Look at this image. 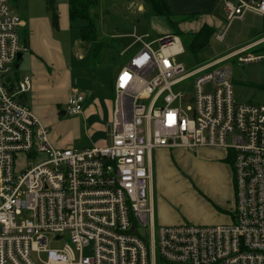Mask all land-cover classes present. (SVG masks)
I'll return each mask as SVG.
<instances>
[{
	"label": "built area",
	"instance_id": "1",
	"mask_svg": "<svg viewBox=\"0 0 264 264\" xmlns=\"http://www.w3.org/2000/svg\"><path fill=\"white\" fill-rule=\"evenodd\" d=\"M220 1L228 20L220 41L234 19L264 18V0ZM26 24L0 0V264H264V88L257 101H237L226 63L263 61L264 36L188 68L181 36L148 41L135 31L113 84L109 141L55 147L22 101L34 85L18 76ZM85 101L74 89L66 114L82 113ZM208 147L234 158V219L157 227L154 151ZM49 235L70 242L48 249Z\"/></svg>",
	"mask_w": 264,
	"mask_h": 264
},
{
	"label": "rangeland",
	"instance_id": "2",
	"mask_svg": "<svg viewBox=\"0 0 264 264\" xmlns=\"http://www.w3.org/2000/svg\"><path fill=\"white\" fill-rule=\"evenodd\" d=\"M138 1L147 2V0ZM183 1H176V14L173 13V18L181 20V27L186 33L198 30L204 23L214 25L217 33L227 27L228 20L220 0L213 2L206 10L194 8L196 12L192 16L178 10V6H184ZM201 1L190 0V3L192 6L194 4L198 6ZM11 6L22 18L26 20L35 18L37 23L40 22L45 39L51 41L52 34L53 37L61 40L66 67L72 70L71 85L86 94L83 112L66 115L60 114L61 109H58L56 104L52 105L53 100L60 101L63 98L44 99L41 105L38 104L39 98L37 103L32 93L23 96V103L31 108L35 116L49 130V139L55 147H61L64 144L65 146L67 144V146L88 147L107 140L114 111L111 86L117 72L127 61L129 55V53L121 55V51L134 42L133 33L135 31L138 34L148 33L149 37L145 38L148 41L160 38L167 33L174 34V29L164 17H158L160 20L155 21L157 26H153L151 17L145 26L134 22L141 13L149 9L148 7L139 8L137 4H132L128 0H98V4L89 8V11L98 16L99 41L103 44V48L99 55H95L92 44L88 43L87 50L83 51L82 57H79L77 49L74 48V42L80 35V26L86 24L85 20L77 19L71 30L59 31L54 25L52 13L47 9L46 0H19L18 3L11 2ZM57 6L59 16L63 19L67 17L68 0H57ZM134 25L138 27L135 28ZM262 36H264V18L248 12L243 19L233 20L225 40H218L214 34L206 49L197 55L185 51L178 58L188 68L198 67ZM45 39L42 38L43 43ZM140 46L137 44L130 52ZM154 46L159 47V42H156ZM39 52L42 55L40 49ZM28 60L29 54L25 52L18 71L20 70L22 77L31 74L35 82ZM51 60L46 61L49 66L47 74L50 77L63 68V65L60 66L59 63L57 65ZM226 63L232 69L237 101H257L263 97L264 60L242 63L238 57H233ZM44 81L52 83L49 80ZM49 88H44V90L52 93L56 91L55 88L54 90ZM37 92L39 93V90ZM89 106H93V112L87 115L86 110ZM62 109H66L65 101ZM224 156H228L227 153L219 149H207L197 154L186 150V153L176 155V160L170 157L164 161L158 151H154L153 185L157 227L166 225L163 221L165 212L169 217L176 216V222L179 223H218L220 221L217 219L231 215V208L228 207H231L234 201L233 189L230 181V167L227 162L221 161ZM222 207H226L225 210ZM66 242H70L68 236L63 240H56L49 235L46 248H63ZM41 256L44 261H47V253H42Z\"/></svg>",
	"mask_w": 264,
	"mask_h": 264
},
{
	"label": "crops",
	"instance_id": "3",
	"mask_svg": "<svg viewBox=\"0 0 264 264\" xmlns=\"http://www.w3.org/2000/svg\"><path fill=\"white\" fill-rule=\"evenodd\" d=\"M130 1L132 4H137L139 6V8H144L146 9L147 7H149V5L147 4V2L141 1L139 2L138 0H128ZM176 1L177 0H167L168 5L171 9V11L176 14ZM216 0H202L201 3L197 6V4H194L193 6L190 3V0H184L182 4H184V6L179 7L178 5V10L182 13H188V14H194L195 9L194 8H199L202 10H206L207 8L210 7L211 4H213V2H215ZM186 2V4H185ZM188 2V3H187ZM69 4V3H68ZM205 4V5H204ZM204 5V6H203ZM145 12L143 13H139L140 17H138L134 22L145 26L149 19L150 16H146L143 15L145 14ZM59 20V27H57V29L59 31H69L72 29V27L74 25L71 24L70 21V17H69V10H68V15L67 17H65L63 19V17L61 18L60 16ZM152 21H153V26H157V22H155L156 20H160L158 19V17L153 16L151 17ZM26 30H25V35H26V42L29 46V65L31 67V71H32V76L35 80L34 85H33V89L30 93H32V96L34 98V100L37 102L38 98V104L43 103L42 101L44 99H51L53 97H55L54 99H58V98H63L62 100L58 101V100H53L52 105L54 106L56 104V106L58 107V109H62V104L65 101L66 102V109H67V103L69 100V96L71 95L72 91L74 89H76L75 87H73L71 85V81H72V70L69 67H66V63H65V58L63 57V46H62V42L60 39L53 37L51 34V41H49V39H45V37L42 34L41 31V23L37 21H35V18H31L30 20H26ZM142 20H145L144 22H141ZM61 21V22H60ZM182 24V23H181ZM180 24V28L183 29L181 27ZM135 28L138 27L137 25H134ZM29 27V30H27V28ZM184 30V29H183ZM170 34V33H167ZM42 38L45 39V43L42 42ZM75 46L74 48L77 49V53H79V57H82V53L83 51L87 50L88 47V42L84 41L82 39L81 36V30H80V35L79 37H77L75 39ZM39 49L42 51V55L39 52ZM57 51H60L59 53ZM25 54V53H24ZM23 54V57H24ZM23 59V58H22ZM22 59L19 61V68L21 67V62ZM52 59V60H51ZM51 60L53 61L55 64L58 65V63L60 64V66L63 65V68H61L55 75L53 76H49L47 73L49 72V66L47 64L46 61ZM31 75V74H30ZM18 76L22 77V74L20 72V70L18 71ZM44 80H49L52 83H47ZM114 84V83H113ZM112 84V85H113ZM51 87V88H49ZM53 87V88H52ZM44 88H49L51 90H54V88L56 89V91H54V93H52L51 91H46L44 90ZM37 90H39V93L37 92ZM38 93V95H37ZM111 95L113 97L114 96V89L111 86ZM47 97V98H46ZM42 105V104H41ZM51 105V106H52ZM50 106V105H47ZM65 109V111H66ZM93 112V106H89L86 110V114L89 115ZM66 115V114H65ZM109 141V135H108V139L107 140H103V142L101 144H96V145H105L107 142ZM61 147H71V146H61ZM89 147V146H88ZM207 149H219L222 151H225L228 154V151L222 148H199L197 151H195V154L197 153H202L204 150ZM160 155V157H163V160L166 161V159H170V157L176 160V155H181L183 153H186V149L184 148H175V149H169V148H159L156 149ZM154 155V153H153ZM228 156H224L223 158H221V161L227 162L229 167H230V177H231V185H232V189H233V204L231 205V217H221L217 220H219L220 222L218 223H228L231 222L233 220V213L232 210L234 208L235 205V188H234V182H233V172L234 170L232 169L233 167L231 166V164L227 161V157ZM172 159V160H173ZM222 164V163H221ZM224 166V164H223ZM152 170H153V182H152V194H153V203H154V169H153V163H152ZM155 204V203H154ZM224 210L226 207H222ZM227 208V211L229 210ZM229 212V211H228ZM166 216V217H165ZM165 216H163V221H165L164 224L169 225V224H178L179 222H176V216L172 215L171 217H169L168 213L165 212ZM196 224H217V223H196Z\"/></svg>",
	"mask_w": 264,
	"mask_h": 264
},
{
	"label": "trees",
	"instance_id": "4",
	"mask_svg": "<svg viewBox=\"0 0 264 264\" xmlns=\"http://www.w3.org/2000/svg\"><path fill=\"white\" fill-rule=\"evenodd\" d=\"M10 1L13 3L19 2V0ZM68 3L71 24L74 25L77 19H83L86 21V24L80 26L82 39L88 43H91L94 49V54L99 55L102 51L103 44L99 41L100 31L97 24L98 16L97 14H92L89 11V8L98 4V0H68ZM46 4L48 11L53 15L54 25L56 27H59L60 16L57 10V0H46ZM147 4L149 5V9L143 15L150 17L156 16L166 18L171 28L174 29V34L181 36L186 51L191 52L193 55H197L199 52L206 49V47L210 44L211 38L217 31L214 25L210 23H204L198 30L186 33L183 29L180 28L181 20H176L173 18L174 14L170 9L167 0H148ZM192 15L194 14H189V16ZM226 159L231 164V166L233 167L232 169L234 170V158L229 154ZM233 182L236 192L234 172ZM234 212L235 205L232 210L233 219Z\"/></svg>",
	"mask_w": 264,
	"mask_h": 264
},
{
	"label": "water",
	"instance_id": "5",
	"mask_svg": "<svg viewBox=\"0 0 264 264\" xmlns=\"http://www.w3.org/2000/svg\"><path fill=\"white\" fill-rule=\"evenodd\" d=\"M22 58H23V54L20 53V54L18 55V60L20 61ZM17 68H19V64H17ZM60 114H61V115H65V114H66V111H65V110H62V111L60 112Z\"/></svg>",
	"mask_w": 264,
	"mask_h": 264
}]
</instances>
